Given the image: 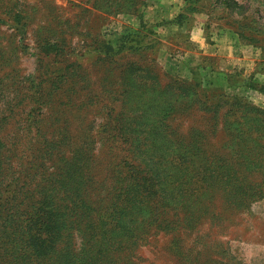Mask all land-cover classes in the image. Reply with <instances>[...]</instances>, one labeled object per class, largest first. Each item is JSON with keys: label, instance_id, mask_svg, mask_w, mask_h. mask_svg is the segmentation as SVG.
<instances>
[{"label": "rangeland", "instance_id": "374dc122", "mask_svg": "<svg viewBox=\"0 0 264 264\" xmlns=\"http://www.w3.org/2000/svg\"><path fill=\"white\" fill-rule=\"evenodd\" d=\"M186 1L194 6L187 18L177 28L167 23ZM186 20L209 28L221 20L237 28L259 45L264 74V0H0V264L27 260L24 229L44 210L63 224L59 240L37 259L68 255L72 264H84L94 219L86 208L107 206L122 175L126 145L115 133L124 128V72L133 66L163 82L165 75L192 80L193 73L176 68L169 56L189 36ZM120 45L136 49L116 53ZM246 100L264 108L262 92L252 90ZM225 107L210 146L222 138ZM189 111L165 123L183 144L190 127L213 122L206 119L210 113ZM190 157L202 164L199 155ZM170 233L157 232L101 264H264V197L249 206L223 205L217 218L188 228L181 240Z\"/></svg>", "mask_w": 264, "mask_h": 264}, {"label": "trees", "instance_id": "16d2710c", "mask_svg": "<svg viewBox=\"0 0 264 264\" xmlns=\"http://www.w3.org/2000/svg\"><path fill=\"white\" fill-rule=\"evenodd\" d=\"M193 9L186 1L182 10L166 22L179 23ZM138 18L141 22L142 18ZM51 46L48 43L46 49ZM125 48L136 49L133 45H120L115 52ZM142 70L130 66L124 72L129 85L122 89L126 99L121 103L124 115L119 119L124 128L115 133L126 145L122 175L107 206L86 208L94 219L88 226L90 255L84 264H101L121 251L127 254L157 232H171L181 240L188 228L217 218L223 205L249 206L264 197V108L246 100L244 95L204 86L197 69H191L192 80L165 75V82L159 75L151 77L150 69ZM136 76L146 80L137 81ZM248 88L264 93V84L248 81ZM223 106L222 138L210 146L208 141L217 132L213 124L218 123ZM191 109L210 113L205 118L213 122L203 123L201 128L190 127L183 135L189 141L183 144L184 140L166 131L165 123L177 113H190ZM190 152L199 155L201 165H195ZM168 213L171 219L165 217ZM33 223L24 229L22 239L27 260H17L15 264H72L68 255L62 261L51 255L37 259L43 251L47 255V249L60 238L63 223L55 214L44 210Z\"/></svg>", "mask_w": 264, "mask_h": 264}, {"label": "crops", "instance_id": "0c3cea01", "mask_svg": "<svg viewBox=\"0 0 264 264\" xmlns=\"http://www.w3.org/2000/svg\"><path fill=\"white\" fill-rule=\"evenodd\" d=\"M181 10L179 8L178 12ZM155 14L158 15L151 13L148 16L154 20L157 19ZM188 20L183 26L184 33H189L188 38L179 45L176 43L178 49L170 50L172 54L169 56L175 57L176 68L182 66L190 72L197 69L206 87H222L227 92L234 90L246 97L253 90L248 88V81L264 84V74L258 68L261 57L258 44L248 41L237 28L227 25L225 21L215 20L209 28ZM172 25L178 27L177 23ZM198 30L201 31L200 36ZM193 31H197L196 35H193Z\"/></svg>", "mask_w": 264, "mask_h": 264}]
</instances>
